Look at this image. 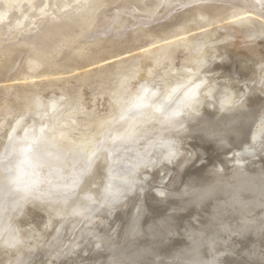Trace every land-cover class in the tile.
Wrapping results in <instances>:
<instances>
[{
    "label": "rangeland",
    "instance_id": "1",
    "mask_svg": "<svg viewBox=\"0 0 264 264\" xmlns=\"http://www.w3.org/2000/svg\"><path fill=\"white\" fill-rule=\"evenodd\" d=\"M224 23H227L225 27L235 31L231 33V37L226 42L221 36L225 33L223 25L226 24ZM261 31L263 35L259 36ZM249 34L257 35L259 38L249 37ZM262 40H264V0H0V141H3L2 155L8 158L11 155L9 152L13 137L23 120L28 118L29 114L41 111L39 110L41 105L38 104L41 96L42 98L57 96L60 100L41 121L45 127L43 132L52 133L51 137H55L57 132H65L64 135L68 138L66 141L68 140V144L76 150L71 154L74 156L83 153L85 164L89 166L103 148L109 130L120 118L119 114L114 111L104 110L105 104L116 108L125 98H132V94L139 93L141 86L145 85L144 81L136 83L137 79L144 73L149 76L150 70L154 71L156 73L154 78L159 76V80L163 81L162 93L152 100V104L144 113V118L131 123L128 127L129 134L124 136L121 146L117 149H109L113 160L107 164L105 180V183H113L116 186L112 193H107L111 197L121 190L119 198L124 194L134 195L138 192L124 210L139 204L138 201L142 203L143 198L150 203L149 208L144 205L138 211L143 216L144 224L158 214L152 209L154 207L152 204L156 203L157 197L152 193L155 190L148 188L149 185L144 186L145 182H149L146 180L149 179V175H141L140 170L137 169L152 166L155 163L154 154L160 155L162 152L161 148L154 144L149 145L146 151H142L139 144H133L134 139L157 134L159 136L156 135L158 140L155 144H158L159 139L187 129L185 124L183 127L181 125V127L172 128L171 125L166 124L167 127L165 124H159L158 121L165 114L160 116L159 107L166 104L175 93L179 96L184 86L192 82L190 78L199 77L207 69V64L213 59L210 55L209 62H207L204 50L216 44H229L235 53L243 55H238L243 67L247 68V71H253L257 69L256 66H259L255 63L257 61L253 56V53L257 52L254 50L256 46L254 43ZM248 49L252 54L248 52ZM219 81L207 82L210 84L205 86L206 91L200 93L195 101L202 105L213 102L209 97L208 87L214 86V83ZM214 92L211 96L215 94ZM199 105L197 104V107L192 110L200 112L203 106ZM35 107L37 111L31 113V109ZM254 130L260 136L257 135V143L251 150L252 152L238 159L239 152L233 151L232 157L243 165L248 166L253 161L264 168V117L257 122ZM242 149L240 147L237 151L242 153ZM205 150H203L205 154H202L197 162L189 161L188 157L185 161L186 165L184 164L186 168L180 169L183 172L180 182L176 183L173 180L166 184L164 187L166 193L175 192L183 184L186 188L187 185L194 184V181L198 182V187L199 183L203 185L202 193L198 192L199 194H204L207 190H216L217 193L221 192L220 194L223 195L225 191L231 193L234 190L232 186H234L237 175L230 176L229 179L228 176L227 178L217 176L215 172L208 173V168L214 162V156L212 154L210 156V152ZM194 154L191 155L194 156ZM218 158L215 157V159ZM227 158H229L228 155ZM230 161L228 166L231 164ZM262 168H253L248 174L249 182L246 184L249 189L256 188L254 190L258 192L259 199L264 196ZM1 171L4 172L5 168H1ZM236 172V169H233L230 174ZM73 177L74 180L80 179L78 173ZM163 179L167 181L168 177L165 175ZM74 180L72 179L70 183L76 181ZM132 185L134 186L130 189ZM159 185L156 186L163 188L161 184ZM8 192L6 190L0 193V204L9 198L10 193ZM66 198L62 195L56 200ZM153 200L155 201L151 203ZM103 201L104 203L113 202L108 197ZM95 205L89 213L93 214L91 216L97 215L98 209H103L101 204L98 206L99 202ZM187 207L185 203L182 209H187ZM116 209L113 214L114 219L117 215L119 217L116 223L112 221L113 219L110 220L112 227L119 223L118 220L122 213L118 207ZM180 210L173 209L169 214L168 219L172 223H168L172 225L169 227L167 223V228L163 226L162 232L165 233L162 235V240L153 244L157 248L160 247L156 248L157 250L150 245L144 247L145 250L138 254H133L131 258L123 259L121 255L114 258L103 257L97 264H149L150 262V264H166L162 262L163 259L168 261L167 264H180L179 260L171 262L180 256L172 254L175 252V246L177 247L173 242L176 239L175 234H179L175 228L178 226L179 230L181 229L178 224L181 220L178 218ZM208 210L210 208L207 212ZM108 211L112 213L111 210ZM128 211L130 210L126 213ZM83 218L86 220L88 216ZM186 222L182 223L185 227V231L183 229L182 231L185 233L189 228V222ZM197 223L195 222V228L198 229L203 223ZM140 224L138 240L144 235V227L142 223ZM203 228L205 226L200 230H205ZM113 232H117L116 226ZM191 239H193L192 236L188 238L189 242H193L194 239ZM113 240L116 241V238L113 237ZM101 242L94 243L93 247L84 251L83 257L97 258L101 249L96 246L103 244ZM162 242L166 243L162 244ZM195 243L198 248L202 245L200 240ZM107 244L109 243L103 244L105 248ZM171 245L173 246L169 247ZM68 247L69 245L65 242L55 246L51 245L49 249L43 247L44 250L37 247L30 251L26 247L18 254L21 261L17 264L20 262L49 264L48 258L51 257L52 251H56L55 254H57L61 252V248H64L65 252ZM166 247L168 250L164 251ZM106 249H112V247L108 245ZM169 258L171 260H168ZM181 264L186 263L181 262Z\"/></svg>",
    "mask_w": 264,
    "mask_h": 264
},
{
    "label": "bare ground",
    "instance_id": "2",
    "mask_svg": "<svg viewBox=\"0 0 264 264\" xmlns=\"http://www.w3.org/2000/svg\"><path fill=\"white\" fill-rule=\"evenodd\" d=\"M224 24H226L223 25L225 33L221 36L226 42L235 31L225 27L227 23ZM262 33V31L259 32V36L263 35ZM248 36L259 38L254 34ZM254 45H256L254 50L257 52L253 51V56L257 61L255 63L259 66H256L257 69L253 71H247V68L243 67V63L238 59V55H243L235 53L229 44H216L204 50L207 62L210 55L213 59L207 64V69L199 77L190 78L192 82L183 85L184 89L179 96L175 93L166 104L159 107L160 116L165 113L158 121L159 124L171 125V128L181 127V125L183 127L185 124L187 129L172 131L174 133L169 134L170 136L159 139L158 144H155L159 136L157 134V136L134 139L133 144H139L142 151H146L149 145L154 144L161 148L162 152L160 155L154 154L155 163L152 166L137 169L140 170L141 175H149V179L146 180L150 183H142L144 186L149 185L148 188L151 190H155L152 193L157 197L156 203L152 204L154 205L152 209L158 214L144 224L143 216L138 211L144 205L149 208L150 203L143 198L142 203L138 201L139 204L129 207L127 210L130 211L126 213L125 207L138 192L134 195L124 194L121 198L119 196L122 190L117 191L112 197L107 195L108 192L112 193L116 186L113 183H105L106 169L107 164L113 160L109 149H117L121 146L124 136L129 134L128 127L131 123L144 118V113L152 104V100L162 93L163 81L159 80V76L154 78L156 73L151 70L149 76L144 73L136 82H145L139 93L134 92L132 98H125L116 108L105 104L104 110L114 111L120 118L109 130L103 148L89 166L85 164L83 153L74 156L71 154L76 150L68 144V140L66 141L68 138L65 137V132H57L55 137H51L52 133L43 132L45 127L41 121L60 98L57 96L42 98L41 96L38 102L41 105L39 109L41 111L29 114L28 118L19 125L11 143L9 158L2 155L3 141H0V193L6 190L10 193L9 198L0 204V264H17L21 261L18 254L26 247L30 251L37 247L44 250L43 247L49 249V246L62 242L67 243L69 247L65 252L64 248H61V252L57 254H55L56 251H52L51 257L48 258L49 264H97L103 257L114 258L118 255H121L123 259L131 258L133 254L145 250L146 246L152 245L155 249L157 248L153 244L162 240V235L165 233L162 230L172 225L168 223L171 221L168 216L173 209H181L178 215L181 219L178 221L181 229L179 230L178 226L175 228L179 233L175 234L176 239L173 241L177 247L175 246V252L171 253L173 256L175 254L180 256L174 258L172 263L179 260L186 264H264V196L259 199L256 188L249 189L246 185L249 182L248 174L252 169L262 167L253 161L248 166L243 165L232 157L233 151L239 152L237 158L240 159L253 150L258 135L254 127L264 117V40ZM170 61L173 63L172 60ZM212 80L213 82L220 80L214 83V86L208 87L209 97L213 102L203 105L196 102L195 99L199 97V94L206 91L205 86L210 84L207 82ZM213 91L215 94L211 96ZM197 104L203 106L200 112L192 110L197 107ZM35 109L36 107L32 108L31 113L37 111ZM142 120L145 121V119ZM240 147L243 148L242 153L237 151ZM152 149H154L153 146ZM204 149L210 152V156L211 154L214 156V162L208 168V173L215 172L217 176L226 178L228 176L229 179L230 176L237 175L232 186L234 190L231 193L225 191V196L220 194L221 192L217 193L216 190H207L204 194H199L202 193L203 185L199 183L198 187V182L194 181V184H186L188 188L187 186L184 188L185 184H183L175 192L166 193L164 188L166 184L173 180L176 183L180 182L183 173L180 169L186 168L185 161L188 157L189 161L197 162L200 156L205 154ZM193 153L196 154H194L195 157L191 155ZM215 157L219 158L215 159ZM229 161L231 164L228 166ZM3 167L4 172L1 171ZM233 169L237 172L230 174ZM262 170L264 171V168ZM76 173L82 180L77 178L76 181L74 180L73 176ZM165 175L168 177L167 181L163 179ZM72 179L75 182L70 183ZM159 184L163 188L159 187ZM110 185L113 186L110 187ZM133 186L129 188L132 189ZM62 195L67 198L57 201L56 199ZM107 197L113 202L104 203L103 200ZM98 202V206L101 204L103 209H98L97 215L91 216L93 214L89 213ZM185 203L188 207L182 209ZM117 207L122 213L119 223L114 225L117 229L115 233L110 220L117 222L119 215L115 219L113 216ZM116 213L118 214L117 211ZM86 215L88 218L85 220L83 217ZM186 220L189 222V228L185 233L183 222ZM195 222L203 224L201 223L202 225L200 224L201 226L197 229ZM140 223L144 227H142L144 235L138 240ZM203 226L205 230L201 231ZM190 236L193 237L194 240L191 239L193 242H189ZM197 240H200L202 244L199 248L196 247ZM98 241H102L103 244L109 243L106 248L110 245L112 249H106L103 244H99L96 248L101 249V253L97 258H84V251L89 250ZM132 241L135 243L132 244ZM148 249L147 247V251ZM163 250L166 251L168 248ZM38 254L40 256V253ZM163 260L162 262L167 264L168 261ZM125 261L127 263V260Z\"/></svg>",
    "mask_w": 264,
    "mask_h": 264
}]
</instances>
